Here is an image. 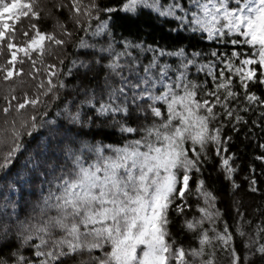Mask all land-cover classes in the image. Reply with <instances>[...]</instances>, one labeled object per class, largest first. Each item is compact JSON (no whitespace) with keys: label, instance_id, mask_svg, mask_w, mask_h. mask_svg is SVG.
<instances>
[{"label":"snow or ice","instance_id":"6c2138e0","mask_svg":"<svg viewBox=\"0 0 264 264\" xmlns=\"http://www.w3.org/2000/svg\"><path fill=\"white\" fill-rule=\"evenodd\" d=\"M114 3V7H101L98 0H90L82 7L79 0L72 2V8L89 20L96 13L99 22L94 29L90 24L82 25L85 31L93 37L108 36L106 44L98 45L83 37L76 44L78 48L96 50L95 64L107 55L103 84L79 88L78 92L79 86H74L75 94L52 118L41 112L39 118L32 115L20 120L19 126L13 120L7 130L10 136L6 133L0 138L5 146L11 141L0 155V209L4 210L0 212V264H65V258L77 254H87L81 264H216L217 249L229 253L230 264H242L237 250L230 247L233 235L229 226L222 230L215 227L220 213L215 208L216 197L205 188L203 179L196 183V192L204 202V206H197L200 216L184 221L186 230L194 233L197 246L185 249L170 242L167 225L174 201L179 199L189 207L185 197L191 173L200 172V165L208 159L209 146L219 157L218 167L225 178L234 180L233 155L226 151L229 138L221 136L222 124H212L221 116L231 119L235 115L233 125L243 119L237 87L244 89L247 104L264 105V97L248 90L252 81L264 85V0ZM141 5L160 17L174 18L186 30L200 33L202 39L232 47L225 51L210 49L206 54L210 59L202 51L189 54L183 46L165 51L127 39L117 50L112 28L124 18L118 14L138 18ZM101 14L110 15L104 19ZM37 16L34 0H0V42H7L11 54L8 64L15 65L18 52L29 59L36 52L42 55L45 41L65 43L34 23L30 24L32 33L24 32L25 42L14 43V24L21 18ZM75 22L81 24L79 18ZM129 49L141 54L151 52V59L143 63ZM166 57H176L177 61L169 63ZM92 63L74 59L71 66L90 69ZM191 68L210 77L212 86L207 80L190 79ZM0 70L6 73L5 80L23 71H13L5 64H0ZM50 75L58 74L53 71ZM40 87L45 88L43 94L51 93L55 100L56 93L68 85L61 79L55 83L49 79L46 86ZM81 95L84 99L78 100ZM38 103L39 97L29 99L25 94L15 108L19 112L26 105ZM85 105H90L87 111L94 113L87 118ZM217 106L221 112L216 111ZM10 107L9 102L2 111L7 114ZM132 107L143 114L142 125L129 123ZM121 113L125 115L116 119ZM108 115L112 116L109 127L118 130L123 143L89 139L104 135V128L93 125ZM126 134L134 138H124ZM258 159L264 160V156ZM232 187L237 185L233 183ZM36 193L39 195L32 201ZM28 206L30 213L21 219L17 208ZM9 207L11 211H7ZM176 211L183 214L181 204H176ZM205 221L211 227H204ZM240 234L244 235L242 231ZM252 237L245 241L243 264H250L256 254L264 258V218L255 226ZM92 250L101 254L93 256ZM24 251L30 255L25 256Z\"/></svg>","mask_w":264,"mask_h":264},{"label":"trees","instance_id":"16d2710c","mask_svg":"<svg viewBox=\"0 0 264 264\" xmlns=\"http://www.w3.org/2000/svg\"><path fill=\"white\" fill-rule=\"evenodd\" d=\"M11 2V0H8ZM73 0H34V8L37 11V17L21 18L20 21L14 24L16 36L14 43L20 45L25 42L24 32L32 33L30 24H36L41 31L46 33H53L57 39H62L65 43L57 45L49 41H45V51L41 55L36 52L32 55L31 59L24 57L22 53H17L18 59L15 65L8 64L11 54L7 49V42H0V64H5L8 67L22 68L23 71L19 76H13L8 80L3 77L5 72L0 70V138L5 134L10 136V129L12 121L15 120L19 126L20 120L28 119L32 115L38 118L41 112L49 113V118L63 108L64 102L70 95H74L73 87H95L103 84L105 75L104 64L107 62V55L100 64L94 62V49L78 48L76 44L83 37L89 42L98 45L106 44L108 41L107 34L93 37L90 31H85L84 24H90L94 29L99 22L95 19L96 13L93 12V19L89 20L83 13H77L72 8ZM90 0H79L82 7L87 6ZM168 0H161V3H167ZM101 7L115 6L114 0H98ZM187 3V0H184ZM139 16L136 18L133 14L132 19H128L124 13H119L120 20L118 26L112 28L113 38L115 41L114 47L119 50L123 47V41L126 39L133 44L143 42L144 46L156 45L157 47L164 48L165 51H174L178 46H183L190 54L192 51H202L205 56L212 48L218 51H225L226 48H231V45H221L217 41H209L202 39L200 33H193L186 30L172 17H160L157 12H153L151 8H145L143 5L139 6ZM110 14H101V18L107 19ZM81 21L80 25L76 24V19ZM171 29H177L173 32ZM70 33V35H67ZM30 38V36H29ZM134 55H137L143 63H147L151 59L152 53H140L139 50H133ZM209 58L210 57H207ZM74 59L92 60L90 69L72 67ZM169 63L175 64L176 57H166ZM63 61V63H61ZM161 62H164L163 60ZM55 71L58 75L52 76L50 73ZM71 72V75H61V73ZM190 79L203 82L207 80L208 86H212L211 78L207 77L204 73H197L195 68H191L189 73ZM49 79L53 83L57 79L63 80L68 87L60 89L56 93L57 98L54 100L51 93H45V88L40 87L41 84L47 85ZM119 83V81H116ZM238 84V81H237ZM236 91L241 93V107L239 115L243 119L233 125L232 121L235 120V115L231 119H226L221 116L212 127H217L222 124L221 130L222 137H228L226 144V151L228 154L233 155L231 166L235 169L233 173L234 180L225 178V173L222 168L218 167L220 159L216 155L214 149L209 146L208 159L200 165V172L195 170L191 173L190 190L185 197V202L189 207H184L183 203L177 199L169 209L167 229L169 235L167 239L170 242H175L177 245H182L185 249L196 247L194 233L186 230L184 227L185 219H191L193 216L199 217L198 205L204 206L203 198L199 197L196 192V183L198 179L205 181V188L211 191L215 197V208L219 210V217L216 220L215 227L222 230L225 225L229 226V230L233 235L230 247L237 250L241 257L243 264V257L245 251V241L252 237L255 226L264 218V160L258 157L264 156V148L260 145L264 144V105L252 104L249 105L243 100L244 89L237 87ZM249 91L254 92L259 97H264V85L259 84L257 81L250 82ZM27 94V98L33 99L39 97L40 103L35 106L26 105L24 109L17 112L15 105L17 102H22ZM15 96L16 100H12ZM5 97H8L6 100ZM84 99L83 95L78 97ZM11 103L10 110L5 114L2 109ZM131 104V102H129ZM90 105L84 106L85 118L92 116L94 113L87 111ZM244 109H247L245 111ZM217 112L222 110L217 106ZM125 114L121 113L116 116V119H121ZM139 115V119L137 116ZM112 116L108 115L107 119L101 117L95 121L93 127L104 128V135L97 134L90 136L89 139H103L105 143H123L119 132L115 128L109 127V121ZM5 121L8 123L6 124ZM143 114H137L135 107H132V115L129 118V123L133 126L142 125L144 123ZM235 128V130H233ZM138 135V134H136ZM124 138H134L131 135H125ZM26 139V137H22ZM11 146V141L7 146L0 144V155L7 151ZM224 147L221 148L222 154ZM255 180V184L252 181ZM237 185L236 188L232 184ZM255 189V191H253ZM39 193L32 195L31 200L35 201ZM16 198V197H14ZM176 204H181L183 214L176 211ZM4 211L0 209V212ZM7 211H11L9 207ZM31 207L17 208V212L21 219L28 215ZM204 227H211L207 221ZM241 231L244 235H241ZM254 251V249H252ZM3 253H0L2 255ZM25 256H29L28 251H24ZM99 250H92L91 255H100ZM87 259V254H77L65 258V264H81V261ZM189 259H193L189 257ZM198 264V262H197ZM216 264H230L229 253L217 249L216 251ZM250 264H264V258L259 254L254 255L250 259Z\"/></svg>","mask_w":264,"mask_h":264}]
</instances>
